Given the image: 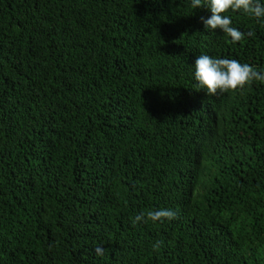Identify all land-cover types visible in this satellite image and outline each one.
<instances>
[{"label": "trees", "instance_id": "16d2710c", "mask_svg": "<svg viewBox=\"0 0 264 264\" xmlns=\"http://www.w3.org/2000/svg\"><path fill=\"white\" fill-rule=\"evenodd\" d=\"M227 14L255 35L191 0H0V264H264V83L194 75L264 72V22Z\"/></svg>", "mask_w": 264, "mask_h": 264}, {"label": "clouds", "instance_id": "9594fccd", "mask_svg": "<svg viewBox=\"0 0 264 264\" xmlns=\"http://www.w3.org/2000/svg\"><path fill=\"white\" fill-rule=\"evenodd\" d=\"M191 7H206L210 9L211 16L207 19L201 17L206 30H221L228 37L231 43L244 40L245 35L252 37L254 31L247 33L232 26V19L229 12L243 11L258 21L264 22V4L260 0H191ZM195 79L199 86L206 90L207 95L242 91L253 82L264 83V72L257 71L248 63H241L236 59L214 58L207 54L198 56L194 63ZM177 212L171 209L149 210L137 215L133 224L149 222L155 224L163 223L165 220L177 218ZM163 242H157L153 249L159 251ZM104 248L97 246L95 253L98 256L104 255Z\"/></svg>", "mask_w": 264, "mask_h": 264}]
</instances>
